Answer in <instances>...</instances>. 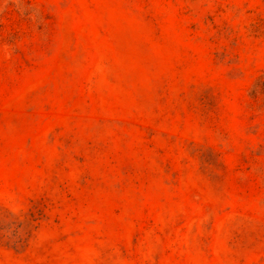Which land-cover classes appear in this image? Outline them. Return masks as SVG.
<instances>
[{
    "label": "rangeland",
    "instance_id": "rangeland-1",
    "mask_svg": "<svg viewBox=\"0 0 264 264\" xmlns=\"http://www.w3.org/2000/svg\"><path fill=\"white\" fill-rule=\"evenodd\" d=\"M0 264H264V0H0Z\"/></svg>",
    "mask_w": 264,
    "mask_h": 264
}]
</instances>
